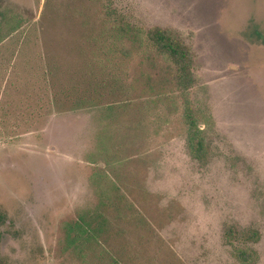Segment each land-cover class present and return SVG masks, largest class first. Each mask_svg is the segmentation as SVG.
<instances>
[{"label":"rangeland","instance_id":"obj_1","mask_svg":"<svg viewBox=\"0 0 264 264\" xmlns=\"http://www.w3.org/2000/svg\"><path fill=\"white\" fill-rule=\"evenodd\" d=\"M153 28L189 48L184 93ZM237 249L264 264V0H0V264Z\"/></svg>","mask_w":264,"mask_h":264},{"label":"trees","instance_id":"obj_2","mask_svg":"<svg viewBox=\"0 0 264 264\" xmlns=\"http://www.w3.org/2000/svg\"><path fill=\"white\" fill-rule=\"evenodd\" d=\"M148 40L158 50L160 56H163L167 62L176 67L175 84L181 93H184L193 86L194 78L192 74V55L189 48L172 32L160 28H153L147 32ZM184 116L188 126L186 146L189 155L199 160L202 158L203 142L200 138L201 130L197 126L193 112L189 107L184 108ZM236 259L245 264L251 258L242 250H236Z\"/></svg>","mask_w":264,"mask_h":264}]
</instances>
